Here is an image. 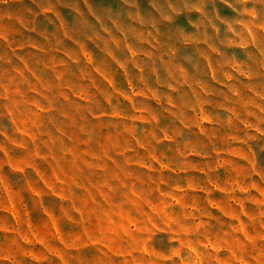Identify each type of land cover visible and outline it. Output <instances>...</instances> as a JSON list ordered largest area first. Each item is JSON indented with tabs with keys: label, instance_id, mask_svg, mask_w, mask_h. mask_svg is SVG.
Masks as SVG:
<instances>
[{
	"label": "rangeland",
	"instance_id": "1",
	"mask_svg": "<svg viewBox=\"0 0 264 264\" xmlns=\"http://www.w3.org/2000/svg\"><path fill=\"white\" fill-rule=\"evenodd\" d=\"M138 3L0 0V264H264V28Z\"/></svg>",
	"mask_w": 264,
	"mask_h": 264
},
{
	"label": "clouds",
	"instance_id": "2",
	"mask_svg": "<svg viewBox=\"0 0 264 264\" xmlns=\"http://www.w3.org/2000/svg\"><path fill=\"white\" fill-rule=\"evenodd\" d=\"M188 2L189 0H155L154 3V0H148V8L143 9V12L146 15L158 18L157 11L155 10L158 7L159 11L164 13L165 16H173V18H175L176 14L184 12ZM203 3L207 5L208 0H203ZM221 4L225 5L233 12H237V10L240 9L239 14L248 18L246 22L250 27H256L259 25L260 27L264 28V0H255L251 6H249L250 0H238L237 7H233V5L228 2V0H219V3H217L216 0H211V7H206L205 10L209 13V15L214 13L216 16H221L223 11L220 7ZM82 5L91 7L92 0H77V11L81 13V16L84 19H87V17L84 16ZM136 10L141 11L138 0ZM125 11L131 12L132 10L122 9L119 17L121 20L125 19ZM190 18L191 17H189V19ZM99 23L101 27L106 29L110 27L107 19H101ZM0 39H5V37L0 35ZM2 134L3 133L0 132V135Z\"/></svg>",
	"mask_w": 264,
	"mask_h": 264
}]
</instances>
